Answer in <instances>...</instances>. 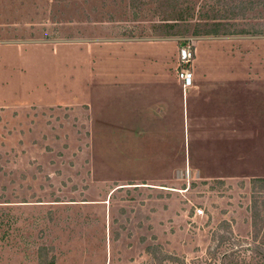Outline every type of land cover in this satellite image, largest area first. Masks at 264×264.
Segmentation results:
<instances>
[{
  "label": "rangeland",
  "instance_id": "374dc122",
  "mask_svg": "<svg viewBox=\"0 0 264 264\" xmlns=\"http://www.w3.org/2000/svg\"><path fill=\"white\" fill-rule=\"evenodd\" d=\"M186 40L222 45L235 84L255 87L254 115L231 98L221 160H152L145 145L130 160L139 112L152 100L179 122L182 95L173 60L157 71L169 91L102 93L140 77L141 52L121 46L174 58ZM260 178L264 0H0V264H224L253 246Z\"/></svg>",
  "mask_w": 264,
  "mask_h": 264
},
{
  "label": "crops",
  "instance_id": "0c3cea01",
  "mask_svg": "<svg viewBox=\"0 0 264 264\" xmlns=\"http://www.w3.org/2000/svg\"><path fill=\"white\" fill-rule=\"evenodd\" d=\"M202 42L205 43L194 45L195 57L191 65L192 86L185 90L180 86L182 97L178 111L179 122L168 114L170 105L167 107L166 104L157 105L156 101L153 103L152 100L149 101V110L147 112L141 110L136 117V121L140 120L144 124L132 126L127 130L128 136L125 139L127 138V142L132 141L130 143L133 145L131 155L127 156L130 160H139L143 157L136 152L137 147L142 145L149 147L152 160H221L222 149L230 147H225V144L232 143L235 131L232 130V124L238 115L236 112L239 105L234 108L231 98L236 94H242L241 107L248 117L249 114L253 117L255 87L252 82L249 85L245 82L241 85L235 84V80H232L234 78L230 75L232 58L225 54L222 45L218 41ZM140 44L121 46L124 54V51H132L136 56L141 52V56L138 55L136 58L141 60V68L137 72L140 77L119 80L118 87L115 84L112 86L105 84L102 93L134 90L148 94L159 92L161 86L165 89L164 85L169 91L170 86L164 79V73L161 76V73L157 72L158 66H163L165 71V66L173 60L176 62L174 69L177 70V54L171 58L164 50L167 46L165 44H142L144 47L136 48L135 51L133 45ZM128 55L130 52L126 54ZM217 66L223 70L221 77ZM147 67L151 70L149 75L145 74ZM235 103H239L238 98ZM171 105L175 106L174 103ZM113 155L117 157L118 153ZM121 159L124 160L122 156Z\"/></svg>",
  "mask_w": 264,
  "mask_h": 264
},
{
  "label": "trees",
  "instance_id": "16d2710c",
  "mask_svg": "<svg viewBox=\"0 0 264 264\" xmlns=\"http://www.w3.org/2000/svg\"><path fill=\"white\" fill-rule=\"evenodd\" d=\"M237 34H246L245 32H239ZM252 188L258 187L257 189L260 190L259 199L254 200V205L251 208V228H252V242L253 246L245 245V246H238L237 248L231 249L230 253L223 255V258H227L228 256L233 255V261H227L224 264H264V178L254 179L251 181ZM225 237H222L221 240L225 241ZM221 243V241H220ZM218 244L219 245L221 244ZM239 242H236V244ZM243 243V242H241ZM242 252H244L243 257L238 260H235V255L238 256ZM251 254L247 256L245 254ZM176 260V258H174Z\"/></svg>",
  "mask_w": 264,
  "mask_h": 264
},
{
  "label": "built area",
  "instance_id": "2783aa9c",
  "mask_svg": "<svg viewBox=\"0 0 264 264\" xmlns=\"http://www.w3.org/2000/svg\"><path fill=\"white\" fill-rule=\"evenodd\" d=\"M195 49L194 44L191 41H183L179 47L178 52V70L177 79L180 83L182 90L188 89L193 84V74L191 71V65L194 61ZM203 210L196 209L195 215L202 216Z\"/></svg>",
  "mask_w": 264,
  "mask_h": 264
}]
</instances>
